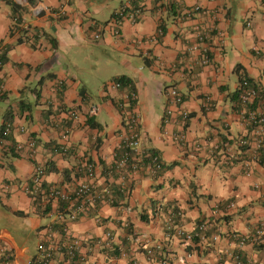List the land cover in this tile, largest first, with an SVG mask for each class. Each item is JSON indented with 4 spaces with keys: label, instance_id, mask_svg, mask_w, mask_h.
<instances>
[{
    "label": "crops",
    "instance_id": "obj_1",
    "mask_svg": "<svg viewBox=\"0 0 264 264\" xmlns=\"http://www.w3.org/2000/svg\"><path fill=\"white\" fill-rule=\"evenodd\" d=\"M12 1L26 34L15 29L10 5L0 0V45L6 48L0 238L14 259L23 263L39 243L57 237L48 228L57 203L42 218L23 190L35 168L48 166L44 184L71 190L83 180L79 168L86 159L95 165L96 190L109 188L110 194L71 223L69 232L93 240L110 232L118 254L96 246L81 264H159L161 255L174 264H232L230 253L237 249L251 264H264L254 236L264 222V130L260 154L254 157L251 148L242 153L239 139L253 135L230 99L246 78L264 91V0ZM122 6L125 14L116 24L113 16ZM197 26L210 28L212 36L193 49ZM36 30L53 37L55 46L43 35L34 42ZM203 45L208 64L201 62ZM122 76L133 91L113 86ZM169 88L181 94L179 109L187 119L167 111ZM257 109L264 110V96ZM131 114L138 115L140 148L154 150L163 167L155 173L148 164L123 169L121 180L112 166ZM88 115L98 127L86 123ZM29 138L36 142L33 153L17 152L15 144ZM177 211L175 226L168 228L167 217ZM201 221L210 226L204 239L185 241L177 234L178 228L193 232ZM232 233L246 238L243 246L237 247ZM157 246L162 250L149 257L146 250ZM54 262L69 264L61 254Z\"/></svg>",
    "mask_w": 264,
    "mask_h": 264
},
{
    "label": "built area",
    "instance_id": "obj_2",
    "mask_svg": "<svg viewBox=\"0 0 264 264\" xmlns=\"http://www.w3.org/2000/svg\"><path fill=\"white\" fill-rule=\"evenodd\" d=\"M64 1L68 2L70 0ZM125 7L126 6H122L120 9L115 11L113 16L114 23L119 24L122 16L125 14ZM194 9L199 10L200 6H195ZM40 10L49 12V9L46 5H41ZM136 11L137 10L129 13V17H131L132 20L135 19ZM61 12H63L62 9ZM115 33L117 34L118 31L115 30ZM194 35L196 44H194L192 48L196 49L198 44L207 43V41L211 38L212 33L208 27L197 26L195 27ZM95 37H97V35H95ZM207 51L208 48L204 46L201 59L202 64H208L210 62V57ZM5 52V46L0 45V97L5 93V84L1 75V66L3 64V56ZM59 86H61L60 82L58 83V87ZM113 86L118 88L120 87V83L115 81ZM237 90H239V104L241 105V108L237 110V114L240 116L241 121L246 126V128L248 125L253 126L252 129L249 130L253 135L252 140L249 141L246 136H243L239 139L238 144L241 147L242 153H246L249 148H251L253 156L256 157L260 154L263 146L262 132L264 130V110H259L257 107L254 109H248V104H250L255 99L257 91L251 86L247 79H243L240 82ZM181 103V94L175 88H169L167 91V111L170 113L171 110H178L179 115L183 120H185L188 117V112L179 109ZM138 120V115H130L128 122L126 123V126L129 130L128 137L124 138V140L118 145L117 149L121 150V154L117 159H115V163L112 167L121 172L123 169L137 170L139 167L148 164L150 165V170L155 173L162 168L163 164L157 155L152 156L148 150H143L140 148V138L137 131ZM9 131L10 126L7 124L4 127L3 134L6 135L9 133ZM68 131V128L63 130V138H66ZM35 143L36 142L33 138H29L24 142H17L15 144V150L17 152L27 151L33 153ZM65 150L66 148L62 147V149L59 151ZM248 163L249 161H246V165H248ZM80 165L81 167L79 168V171L82 172L83 180L71 190L63 189L56 185H49L48 188H43L42 177L46 172L45 166L41 165L35 168L31 183L26 184L23 190L33 199L34 194L41 192L44 198L51 199V203H57L59 200L68 202L66 209L67 212L63 213L62 211L56 210L54 218L55 221L63 224L64 235L62 237L58 231H51L56 234L57 237L49 239L46 243H39L37 245V253L24 260L21 264H55V254H61L63 257L65 256L69 264H72L74 262L85 261L87 254L92 252L96 246H101L106 249L112 248L113 239L110 232L106 233L105 239L103 240H93L91 238H85L81 236H72L69 232L68 227L71 223L75 222L81 215L86 214L89 210V207L96 201L103 200L106 196L109 197L110 194L109 188H104L101 192L96 190L94 186L95 165L93 162L85 159ZM119 177L122 180L124 177V172H121ZM179 215L180 212L177 211L171 213V215L167 217L166 225L168 228L175 226L174 218L175 216ZM209 233L210 226L206 221L199 222L193 232H185L180 228L177 230V234L185 241L192 240L193 237L204 239ZM230 236L237 243V247L240 248L244 245L246 238L240 237L236 233H232ZM254 236L255 238H264V222L255 229ZM211 238L217 239V235L212 234ZM157 249L160 252L162 247L157 246L154 248H148L146 253L149 257H154L157 253ZM236 251L230 253L231 258H233L232 264H251L249 259L243 258L238 253L240 251L239 249ZM158 262L159 264H174L164 255L158 257ZM0 264H19V262L14 259L12 248L1 238Z\"/></svg>",
    "mask_w": 264,
    "mask_h": 264
},
{
    "label": "trees",
    "instance_id": "obj_3",
    "mask_svg": "<svg viewBox=\"0 0 264 264\" xmlns=\"http://www.w3.org/2000/svg\"><path fill=\"white\" fill-rule=\"evenodd\" d=\"M4 1L7 4H9L10 7H11L12 20H13V25L15 26V29L18 28V31L21 30L22 34H26V31H24L23 28L20 27L21 26V22L19 21V18H17V16H16V13L20 9L19 6L17 4H15L12 0H4ZM30 2H32V0H30ZM52 11L55 12L57 10H51V12ZM56 16L58 18L63 17L62 15L60 16L59 14H56ZM13 29L14 28L11 27V29H10L11 33L13 32ZM40 35H43V37L48 39L53 47L55 46L56 41H55V39L53 37H51L48 33H44V32L42 34H39L38 30L34 31L33 41L34 42L37 41ZM3 62H4V58H3ZM246 79L249 81L251 86L254 87L256 89V91H257V95H256L255 99L250 104H248V109H254L255 107L258 106V103L260 102L261 98L264 96V94H263L264 91H263V89L258 87L256 84H254L249 78H246ZM115 81L120 83V87H128L129 91H133L134 90V87L132 85L131 80L129 78H127V77H123V76L122 77H117L115 79ZM59 89H61V86H60ZM230 99L232 101L234 109L239 110L241 108V105L239 104V90H236L232 94ZM86 123L90 127H98L99 126V124L97 122H95V120H94V115H88L87 118H86ZM252 127L253 126H251V125L247 126L248 130H251ZM3 131H4V127H3L2 132H1L2 136L4 137L5 135L3 134ZM148 151L150 152V154L152 156H156L157 155V153L154 150H148ZM115 154H116V158L115 159H117L120 156V154H121V150L117 149L115 151ZM148 160H150V159H148ZM47 167L48 166H45V171L47 170ZM162 167H163V165H162ZM51 168H52L51 170L54 169L53 167H51ZM48 186L49 185H46L44 183L42 184L43 188H48ZM43 198H44V196H42L41 192H39V193L34 194V199H33L34 209H35L36 213L42 218L47 216V214H49L51 212V210H52L51 199L50 198H44L43 199ZM67 206H68V202L63 201V200H59L57 202L56 210L57 211H62L63 213H66L67 212V210H66ZM48 228L50 229V231H58L61 234V236L63 237V235H64L63 224H60V223H58L57 221L54 220L53 222L48 224ZM258 243L259 244H257L255 246L256 249H264V238H260ZM112 248H113V250L110 251V255L117 256V254H118L117 253L118 252L117 248L115 246L114 247L112 246ZM239 253L243 257L242 253L241 252H239ZM64 258L66 259L65 256H64ZM81 263L82 262H74L72 264H81Z\"/></svg>",
    "mask_w": 264,
    "mask_h": 264
}]
</instances>
